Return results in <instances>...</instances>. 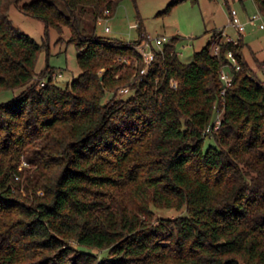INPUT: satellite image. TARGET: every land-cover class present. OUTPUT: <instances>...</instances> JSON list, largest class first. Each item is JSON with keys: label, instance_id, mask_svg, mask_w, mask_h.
<instances>
[{"label": "trees", "instance_id": "1", "mask_svg": "<svg viewBox=\"0 0 264 264\" xmlns=\"http://www.w3.org/2000/svg\"><path fill=\"white\" fill-rule=\"evenodd\" d=\"M121 1L0 0V94H13L0 102V264H264V81L246 43L215 29L184 62L173 37L142 75L145 34L85 27ZM13 5L70 29L81 73L66 88L49 65L36 79L44 45Z\"/></svg>", "mask_w": 264, "mask_h": 264}, {"label": "rangeland", "instance_id": "2", "mask_svg": "<svg viewBox=\"0 0 264 264\" xmlns=\"http://www.w3.org/2000/svg\"><path fill=\"white\" fill-rule=\"evenodd\" d=\"M172 1L122 0L111 17L98 21L96 25L92 15L88 13L85 16V27L89 32L95 28L97 34L101 36L127 42L138 41L142 34H145L144 39L140 41L141 44L148 41V36L178 37L174 44L180 59L184 62L193 60L194 52L206 46L217 28L223 30L226 37L234 40L242 36L246 43L244 47L246 59L253 70L264 77V68L261 67L264 64L262 63L264 62V28H260L258 24L248 23V18L257 11L254 0H183L167 10ZM231 9L238 12L242 22H247L244 32L240 33L230 23ZM9 18L23 32L44 45L38 59L36 77L41 84L47 81L42 72L47 65L51 68L48 73L53 76V82L61 88H66L80 75L79 51L70 41L71 32L68 27H63L61 32L55 27L47 31L43 19L27 15L15 5L9 11ZM138 24L141 27L140 25L138 27ZM126 64L137 65L138 60L135 57L130 58L126 60ZM226 72L229 73V70L226 69ZM118 75L119 73L116 76ZM121 89L117 94L127 97L128 94H124L126 92L123 93ZM12 96L10 91L3 92L0 94V102L7 101ZM180 214L182 211L176 209L157 210V216L164 218L176 217Z\"/></svg>", "mask_w": 264, "mask_h": 264}, {"label": "built area", "instance_id": "3", "mask_svg": "<svg viewBox=\"0 0 264 264\" xmlns=\"http://www.w3.org/2000/svg\"><path fill=\"white\" fill-rule=\"evenodd\" d=\"M230 23L232 26H234L240 33L245 31L246 24L247 22H242L240 17L238 16V12L235 9L230 10ZM248 23H254L258 24L260 28H264V15L261 13V11L257 8V11L248 18ZM149 39L145 43H142L138 46L140 49V52L142 53V58L144 62V66L141 68L140 73L142 75L147 74L150 65L155 59V52L153 50V47L157 46L159 48H162L161 46L165 45V43H168L169 41L171 42L172 38H168L166 36H159L156 38H152L148 36ZM232 39L231 37H229ZM215 51H218V47H215ZM228 56L232 59V61L237 64L236 58L234 57L232 52L228 53ZM238 67V66H237ZM221 79L224 82V89L223 93H225L226 89L232 85V77L229 75L228 72L225 70L222 71L221 73ZM44 84V83H42ZM173 86L176 87L177 83L173 82ZM121 91L128 92L129 88L124 87L121 89ZM221 125V119L220 116H217L215 119L213 125L209 126L207 128V131H211L212 129L216 130L220 127Z\"/></svg>", "mask_w": 264, "mask_h": 264}, {"label": "crops", "instance_id": "4", "mask_svg": "<svg viewBox=\"0 0 264 264\" xmlns=\"http://www.w3.org/2000/svg\"><path fill=\"white\" fill-rule=\"evenodd\" d=\"M240 1H244V0H240ZM254 2H255V1H254ZM216 30H217V28H216ZM224 35H225V33H224ZM225 36H227V35H225ZM261 67L264 68V64H262ZM256 74H257V76H258L261 80L264 81V77L262 78V77L259 75V72H256Z\"/></svg>", "mask_w": 264, "mask_h": 264}]
</instances>
